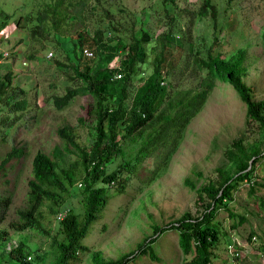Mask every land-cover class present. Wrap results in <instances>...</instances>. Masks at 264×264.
I'll return each instance as SVG.
<instances>
[{
  "label": "rangeland",
  "instance_id": "374dc122",
  "mask_svg": "<svg viewBox=\"0 0 264 264\" xmlns=\"http://www.w3.org/2000/svg\"><path fill=\"white\" fill-rule=\"evenodd\" d=\"M55 1L0 0V20L7 14L0 31V52H7L6 56L0 57V76L7 70L11 71L9 87L16 98L23 97L26 103L17 112H7L4 105L0 108V118L5 115V122L18 115L10 126L0 123V160L11 146L22 147V154L10 158L0 167V197L8 195L10 199L0 218V229L5 231V239L0 240L4 264H21L8 254V247L20 239H24L31 249L26 256L31 263L51 264L57 253L55 241L63 235L59 217L68 208L78 216L82 212V171L77 168L57 213L47 216L41 223L48 234L29 227L14 229L9 224L15 218V210L25 205L26 179L30 176L33 153L36 150L48 152L53 146L63 148L56 128L68 125L66 131L81 147H88L93 140V123L86 111V103L90 101L88 94L74 95L61 108L52 103L54 94L80 84L71 67L77 58L78 50L72 47L77 42V31L83 34L81 44L91 47L94 46L91 36L96 28L102 31L103 41L113 44L116 38L127 41L130 35L139 36L140 32H147L150 39L143 47L146 53L144 61L131 75L132 83L137 85L152 70V58L158 50L154 36L170 26L173 36L162 51L161 91L154 103L156 108L162 106L166 95L173 91L198 85L204 68L198 67L194 57L200 59L209 53H217L227 59L237 48L246 50L242 79L250 87L252 98H264L261 37L264 0H209L214 15L199 13L202 0H82L81 8L74 4L78 0H61L58 4ZM52 5L61 7L58 16L65 14L57 32L51 27ZM15 21L22 25L21 29L13 24ZM42 24L47 33L39 31ZM33 26L36 29L30 31ZM35 32L36 38L31 37ZM40 33L42 38L38 36ZM154 44L155 48L152 47ZM118 49L102 50L98 54L92 49L90 58L84 55L82 60L91 66L120 70L123 76L121 59L124 51L119 52ZM48 52H51L49 56ZM121 83L122 77L103 88L111 106L123 98ZM123 103L128 107V97L123 98ZM78 116L82 121L77 119ZM148 130L146 126L140 136H123L124 127H119L117 139L121 152L103 163V170L118 166L121 181L104 183L108 199L82 238L84 248L77 251L76 260L61 264H90L93 253L104 260L114 259L136 248L151 235L153 224H167L184 212L197 214L201 207L194 202L195 188L207 179H216V167L227 173L233 170V162L225 152L232 148L233 139H240L245 152L256 149L258 154H264V138L257 121L247 120L243 102L228 83L219 79L214 81L199 110L172 139L134 162L133 152ZM75 158L74 150L66 154L63 167H68ZM184 178L191 181L194 188L186 185ZM250 187H253L252 191ZM227 205L244 220L231 227L233 219L227 211L223 207L217 210L215 217L225 234L219 235L213 248L212 263L264 264V247L260 248L264 244V156L258 160L250 180H241L232 190V198ZM248 233L255 237L250 236L248 240ZM151 245L156 259L138 255L130 264H182L187 257L177 244L174 229L162 231Z\"/></svg>",
  "mask_w": 264,
  "mask_h": 264
},
{
  "label": "trees",
  "instance_id": "16d2710c",
  "mask_svg": "<svg viewBox=\"0 0 264 264\" xmlns=\"http://www.w3.org/2000/svg\"><path fill=\"white\" fill-rule=\"evenodd\" d=\"M164 1L172 2L173 0ZM60 2L61 0H56L55 4ZM83 3L82 0H78L74 4H78L81 8ZM198 10L202 14L211 13L214 15V8L209 0H202ZM61 11V7L51 6V16L53 17L51 27L54 32L60 30L59 23L64 19L65 14L62 17L58 16ZM75 12H78V8L75 9ZM3 17L0 20V30L6 23L7 14ZM14 24L21 26L18 21H15ZM34 26L30 31L36 29ZM39 31L47 33L43 24L40 25ZM36 32L32 33L31 37L36 38ZM38 36L42 38L41 33ZM172 36L170 26L165 27L154 36L158 50L152 58V70L140 83L134 85L131 81V75L136 72L138 64L144 61L146 53L143 47L150 39L147 32H140L139 36L130 35L127 41L116 38L113 44L103 41L102 31L96 28L91 36L94 43V46L91 47L90 45L81 44L83 34L77 31V42H74L72 47L76 48L78 52L77 58L75 55L76 62L71 67L73 76L80 80V84L74 87H66L61 94H54L52 103L55 107L61 108L74 95L88 94L90 101L86 103V111L93 123L91 126L93 140L88 147H81L69 131H66L68 125L57 127L56 132L63 141V148L59 149L57 146H53L48 152L36 150L33 153L30 161V176L26 179L25 205L15 210V218L9 222L14 229L29 227L48 234V230L41 223L47 216L57 213L64 194L68 192V187L72 184L75 170L77 168L81 169L83 185L80 201L82 212L78 216L68 208L59 217L58 221L63 235L61 239L55 241L57 253L51 264L66 263L78 258L77 251L84 248L82 238L107 202V187L105 184L112 180L120 183L121 175L118 166L109 171L103 170V163L111 159L113 155L121 152L117 139L120 126L124 127L123 136L134 134L136 137L141 135L144 127H149L144 138H141L139 146L133 152L132 158L135 162L142 156L148 155L168 139H172L175 133L199 110L207 93L214 86V81L219 79L228 83L236 92L238 98L244 104L247 120L257 121L264 138V98L253 99L250 87L242 79L246 55L244 48H237L227 59H223L217 53H209L205 58L200 59L194 57V62L197 63L198 67L204 68V74L198 80V85L193 88L187 87L173 91L166 95L162 106L155 107V100L161 91L159 79L161 64L164 60L162 51ZM261 37L264 47V28ZM54 43L57 45V40ZM83 46L93 49L95 54L108 49L119 48L117 51H124L121 59L123 76L121 75L120 91L123 98L128 97V107L123 103V98H119L116 104L112 106L108 104L107 95L103 88L109 82L118 79L111 78L112 71L117 69L107 66H91V64L84 63L85 61L82 60L84 55L80 53V48ZM152 47L155 48V44ZM107 54L110 56L111 52H107ZM11 81L12 73L10 70L5 71L0 76V108L4 105V110L6 109L7 112L12 110L17 112L23 109L26 103L25 98L15 97L13 89L9 87ZM18 89L23 90L22 88ZM16 116L18 115H15V118ZM5 117L4 115L0 118V123L4 122L6 127L10 126L12 120L15 119L14 116L7 119L6 122L4 121ZM77 119L82 121L81 116H78ZM131 138L132 140L135 139L134 136ZM231 145L232 148L226 149L225 152L227 158L233 162V170L227 173L220 167H216L217 178L207 179L195 188L194 202L196 206L201 207L197 214L184 212L177 219L171 220L167 224H153L151 235L138 243L136 248L122 253L114 259L104 260L97 253H93L90 264H130L138 255H147L151 259H156L151 243L167 228L176 231L177 244L181 252L187 256L182 264H213L211 261L213 248L219 240V235L225 234L215 217L216 212L223 207L228 216L233 219L231 227L244 220L242 215H237L230 210L227 202L232 198V190L236 188L241 180H250L251 173L258 164V160L264 156L263 153L258 154L256 149L245 152L239 138L233 139ZM72 149L76 152V158L65 168L63 167L65 155L71 153ZM20 154H22V147L11 146L1 158L0 167L10 158ZM184 182L190 188H194L193 183L187 178H184ZM252 188L250 187V191H252ZM9 202L8 195L0 197V218H2ZM235 217L237 219L234 222ZM4 232L3 229H0V240L5 239ZM250 236L255 237L254 234L248 233L246 238L249 240ZM52 239L55 238L52 236ZM262 247H264V244H261L260 248ZM8 248L9 256H14L21 264H37L31 263L30 259L26 258V256H29L31 249L24 242V239H20L15 245ZM233 257L237 258V254L233 253ZM0 264H4L1 254Z\"/></svg>",
  "mask_w": 264,
  "mask_h": 264
},
{
  "label": "built area",
  "instance_id": "2783aa9c",
  "mask_svg": "<svg viewBox=\"0 0 264 264\" xmlns=\"http://www.w3.org/2000/svg\"><path fill=\"white\" fill-rule=\"evenodd\" d=\"M82 53L86 56H90L92 55V51L86 47H83L82 48ZM47 54H50V52H48ZM121 76V72L120 71H114L111 78L112 79H116V78H119ZM229 245V244H228Z\"/></svg>",
  "mask_w": 264,
  "mask_h": 264
},
{
  "label": "clouds",
  "instance_id": "9594fccd",
  "mask_svg": "<svg viewBox=\"0 0 264 264\" xmlns=\"http://www.w3.org/2000/svg\"><path fill=\"white\" fill-rule=\"evenodd\" d=\"M13 24H14V22H13ZM21 25V24H20ZM22 26V25H21ZM18 27L21 29V27L18 25ZM1 31V30H0ZM84 47V46H83ZM83 47H81L80 48V53H82V48ZM86 48H88V47H86ZM88 49H90V48H88ZM91 50V49H90ZM92 51V50H91ZM0 54H1V56L0 57H2V56H6L7 55V52L6 51H1L0 52ZM50 54H51V52H50ZM50 54H47L48 56L50 55ZM83 54V53H82ZM84 55V54H83ZM86 56V55H85ZM88 57V56H87ZM115 71H120V70H115ZM113 74V73H112ZM112 76V75H111ZM121 77V76H120ZM119 77V78H120Z\"/></svg>",
  "mask_w": 264,
  "mask_h": 264
}]
</instances>
